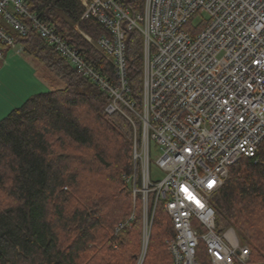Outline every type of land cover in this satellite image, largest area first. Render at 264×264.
I'll use <instances>...</instances> for the list:
<instances>
[{"label": "trees", "instance_id": "16d2710c", "mask_svg": "<svg viewBox=\"0 0 264 264\" xmlns=\"http://www.w3.org/2000/svg\"><path fill=\"white\" fill-rule=\"evenodd\" d=\"M24 2L96 70L112 77L111 65L79 32L96 40L107 31L94 19H80L79 0ZM143 3L126 0L131 14L141 11ZM24 24V36L5 29L62 88L30 96L0 120V264H136L142 205L141 198L139 205L137 197L133 201L127 179L133 173L134 139L140 147L141 122L132 115V125L119 112L106 113V91L82 77L29 22ZM142 54V36L126 30L129 98L138 113ZM147 202L150 209L153 195ZM210 205L216 232L232 228L249 247L250 264H264V141L254 158H242L230 168ZM173 235L159 202L142 264H172L167 241ZM196 257L200 264H211L202 244Z\"/></svg>", "mask_w": 264, "mask_h": 264}, {"label": "built area", "instance_id": "2783aa9c", "mask_svg": "<svg viewBox=\"0 0 264 264\" xmlns=\"http://www.w3.org/2000/svg\"><path fill=\"white\" fill-rule=\"evenodd\" d=\"M79 2L81 20L94 19L107 31L92 41L79 30L111 65L112 77L30 13L24 0H0V60L4 47H17L5 27L24 36L27 21L82 77L106 91V113L119 112L131 123L129 113L140 119L143 146H134L131 176L134 182L138 167L141 192L155 193L153 211L163 202L172 220L174 235L167 241L172 264H200L196 252L201 244L211 264H250V251L235 230L216 232L209 201L230 168L242 158H254L264 141V0H144L135 15L126 0ZM202 14L207 19L193 27ZM126 30L143 38L140 113L126 83ZM149 138L161 151L156 165L163 177L158 182L150 175ZM208 181H215L211 189ZM144 227H151L146 217L143 237Z\"/></svg>", "mask_w": 264, "mask_h": 264}, {"label": "crops", "instance_id": "0c3cea01", "mask_svg": "<svg viewBox=\"0 0 264 264\" xmlns=\"http://www.w3.org/2000/svg\"><path fill=\"white\" fill-rule=\"evenodd\" d=\"M2 50L0 89H3L2 94L7 93L10 98H2L3 95H0V120L21 106L30 96L48 91H45V80L36 72L34 59L24 53L20 46L15 49L4 47Z\"/></svg>", "mask_w": 264, "mask_h": 264}, {"label": "rangeland", "instance_id": "374dc122", "mask_svg": "<svg viewBox=\"0 0 264 264\" xmlns=\"http://www.w3.org/2000/svg\"><path fill=\"white\" fill-rule=\"evenodd\" d=\"M202 18L207 19V16L205 14H202L201 17L196 18L193 22H192V26L193 27H197L202 23ZM32 59V57H31ZM33 60V59H32ZM35 67H36V72L38 73V75L40 77H42L45 80V85H46V89L45 91L48 90H56V89H60L62 88V83L58 80H56L45 68L42 64H40L38 61H36L35 59L33 60ZM3 89H0V95L2 94ZM3 97L2 98H10V96L6 93L2 94ZM17 99V98H16ZM11 100H13V96H11ZM150 175H151V179L155 182H158L162 179L163 177V173L162 171L157 167L156 165V160L158 158V156L160 155L161 151L159 149L158 146L154 145L153 142L150 144ZM131 193H132V187H131ZM135 197L138 198V205L140 204V195H136ZM132 198L133 201L135 200V198L133 197L132 194ZM142 227H141V231H142V238H143V214H142ZM152 224V221H151ZM150 232V230H149ZM148 238H149V234H148ZM144 241V239H143ZM140 247H141V251L143 248V242L142 240L140 241ZM141 254V253H140ZM140 256V255H139ZM138 262V261H137ZM137 264V263H136ZM254 264V263H253Z\"/></svg>", "mask_w": 264, "mask_h": 264}, {"label": "bare ground", "instance_id": "6f19581e", "mask_svg": "<svg viewBox=\"0 0 264 264\" xmlns=\"http://www.w3.org/2000/svg\"><path fill=\"white\" fill-rule=\"evenodd\" d=\"M143 6H144V3H143ZM142 10H143V7H142ZM141 10V11H142ZM139 11V12H141ZM138 13V12H137ZM136 14V13H135ZM133 14V15H135ZM81 19V18H80ZM106 30V29H105ZM92 39V38H91ZM97 40V39H96ZM96 40H92V41H96ZM143 40V38H142ZM87 41V40H86ZM88 42V41H87ZM90 43V42H88ZM91 46H93L91 43H90ZM143 52H144V46H143ZM110 82L112 85H116V81L112 78L110 79ZM126 83H127V73H126ZM128 85V84H127ZM142 87H143V75H142ZM133 114L129 113L128 116L131 118ZM124 116V115H123ZM125 117V116H124ZM136 117V116H135ZM126 119H128L127 117H125ZM132 120V119H131ZM140 120V119H139ZM130 122V121H129ZM133 122V121H132ZM141 122V121H140ZM131 123V122H130ZM132 125H134L133 123H131ZM148 144H151L153 141L149 138L148 139ZM134 146L136 147L135 145V139H134ZM140 146L142 147L143 146V133H142V128H141V142H140ZM140 148V147H139ZM137 171L139 173V176L137 177ZM133 174V173H132ZM131 174V175H132ZM130 175V177L127 179L130 184H131V187H132V194H133V197L135 198L136 195H140L141 196V205H142V214H143V222H144V217H146L149 221H152V218H153V214H154V211H153V206H151V208L149 209L148 207V202H147V198H148V195L151 194L153 195V200L155 198V193L154 192H149L146 194V196H144V194L141 192L142 191V177L140 176V172H139V168L136 167V177H135V181L133 182V179H132V176ZM139 179V185H137V181ZM145 187H147V183L144 184ZM134 189L137 190L136 193H134ZM210 203V201H209ZM152 205H153V202H152ZM211 206V205H210ZM214 210V209H213ZM168 214V213H167ZM133 216H131L129 219H132ZM170 217V216H169ZM171 219V218H170ZM172 222V220H171ZM216 227V226H215ZM230 229V228H229ZM149 228L148 227H144V241H143V248H142V251L144 252L145 254V250H146V246H147V242H148V234H149ZM236 233V232H235ZM237 236V234H236ZM237 239L239 241V243L241 244L238 236H237ZM243 245V244H241ZM243 246H247V245H243ZM248 247V246H247ZM205 249V248H204ZM249 249V247H248ZM206 251V250H205ZM250 251V250H249ZM207 253V252H206ZM143 254V255H144Z\"/></svg>", "mask_w": 264, "mask_h": 264}, {"label": "snow or ice", "instance_id": "6c2138e0", "mask_svg": "<svg viewBox=\"0 0 264 264\" xmlns=\"http://www.w3.org/2000/svg\"><path fill=\"white\" fill-rule=\"evenodd\" d=\"M206 183H207L208 188L211 189L214 186L215 181H208ZM185 191H187V190L185 189ZM195 202H196L198 207H201V208L203 207V204L200 201L196 200ZM217 258L219 259L220 257L218 256Z\"/></svg>", "mask_w": 264, "mask_h": 264}]
</instances>
